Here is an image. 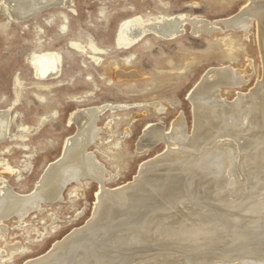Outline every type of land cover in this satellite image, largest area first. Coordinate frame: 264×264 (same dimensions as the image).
I'll list each match as a JSON object with an SVG mask.
<instances>
[{
	"label": "bare ground",
	"instance_id": "bare-ground-1",
	"mask_svg": "<svg viewBox=\"0 0 264 264\" xmlns=\"http://www.w3.org/2000/svg\"><path fill=\"white\" fill-rule=\"evenodd\" d=\"M70 3L71 0H0V21L5 17L0 28L6 29L11 21L33 18L50 5L69 8ZM186 23L194 36L207 35L217 41L223 30L216 22L185 14H166L150 20L135 16L119 23L116 46L133 47L148 35L174 40L182 35ZM220 23L225 29L241 31L244 38L256 23L263 76L258 89L248 95L238 93L233 102L225 103L219 98V89L241 86L245 74L230 65L209 68L188 97L193 108L192 130L186 132L181 115L168 132L159 124L147 128L137 148L145 152L162 143L165 152L141 165L134 181L122 186L105 188L104 183L112 175L88 149L102 130L110 129L111 124L118 126L111 112L105 128L96 127L103 111L107 107L114 110L117 105L76 109L75 118L71 113L68 121L75 120L76 136L65 141L60 157L45 166L28 194L17 193L9 184L8 178L22 171L0 157V242L8 251L6 256H0V264L26 252L19 242L6 243L4 222L14 218L22 226L31 214H42L45 207L60 204L69 183H73L69 196L83 193V180L88 175L98 187L89 217L62 240L55 241L46 254L23 264H264V0H248L237 15ZM221 42L233 48L232 41ZM41 44V38L37 39L39 49L33 53L30 65L37 80L49 81L36 85V89L49 91L61 85V56L42 51ZM87 46L98 52L91 43ZM79 50L84 52L85 48ZM90 59L102 65L100 58L93 55ZM130 59L114 62L116 76L120 64L131 65ZM35 97L41 103L48 100L37 93ZM9 111L8 107L0 115V143L23 142L26 134L37 131L17 125L19 113ZM128 132L126 128L124 134ZM111 136L112 132L107 140ZM107 145L109 151L119 143ZM7 152L8 148H2L1 154ZM105 158L109 161L110 156Z\"/></svg>",
	"mask_w": 264,
	"mask_h": 264
},
{
	"label": "rangeland",
	"instance_id": "rangeland-1",
	"mask_svg": "<svg viewBox=\"0 0 264 264\" xmlns=\"http://www.w3.org/2000/svg\"><path fill=\"white\" fill-rule=\"evenodd\" d=\"M70 4L69 8L50 5L48 10H42L33 18L11 21L6 29L0 28V115L9 107L10 114L20 115L15 118L17 125L37 128L35 133L26 134L23 142L4 140L0 143V157L22 171L19 176L8 178L19 194L33 191L45 166L55 162L63 152L65 141L76 136L77 124L73 118L68 120L71 113L75 118L79 109L117 105L114 110L107 107L103 111L96 127L104 129L111 112L118 126L111 124L110 129L96 136L99 142L95 138L88 146L113 176L104 183L105 188H114L132 183L141 165L165 152L162 143L145 152L137 148L147 128L159 124L168 132L172 122L181 115L186 132L192 130L193 108L188 97L209 68L230 65L245 74L246 83L241 86L219 89L220 100L228 104L238 93L255 92L262 82L256 23L252 24L247 38L241 31L225 29L220 23L237 15L248 0H71ZM166 14H185L216 22L223 30L217 41L207 35L194 36L186 23L182 35L174 40L148 35L144 42L133 47L117 48L116 32L121 21L135 16L150 20ZM4 18L0 24L4 23ZM37 28L42 33L37 32ZM40 38L42 51L61 56L58 77L61 85L49 91L36 89V85L49 81L37 80L30 65L33 53L39 49L36 46ZM221 40L232 41L234 49H228ZM89 43L98 52H93L87 46ZM79 48H85L84 52ZM93 55L102 60V65L92 62ZM127 59L131 65L120 64L116 69L119 76H116L114 62ZM36 93L46 96V103L39 102ZM126 128L129 132L124 134ZM110 132L112 138L107 140ZM106 140L107 144L118 142L119 145L108 151ZM4 147L8 152L1 154ZM102 151L110 156L109 161ZM83 184V193L69 196L70 186H73L69 183L63 190L64 200L60 204L45 207L42 214H31L22 226L14 218L4 222L6 243L19 242L26 251L5 264H23L43 256L55 241L62 240L86 221L96 202L98 187L97 181L89 175L84 177ZM7 254L0 242V256Z\"/></svg>",
	"mask_w": 264,
	"mask_h": 264
}]
</instances>
